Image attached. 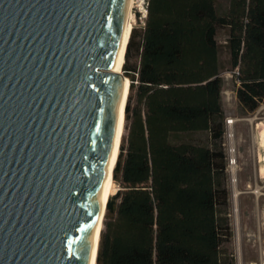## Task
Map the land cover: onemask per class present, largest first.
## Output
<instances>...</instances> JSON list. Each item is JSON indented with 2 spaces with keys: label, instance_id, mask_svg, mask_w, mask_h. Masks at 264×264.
<instances>
[{
  "label": "trees",
  "instance_id": "16d2710c",
  "mask_svg": "<svg viewBox=\"0 0 264 264\" xmlns=\"http://www.w3.org/2000/svg\"><path fill=\"white\" fill-rule=\"evenodd\" d=\"M123 69L130 80L124 132L96 264H234L222 146L223 79L216 34L226 27L236 98L264 105V0H146ZM135 46L137 63L127 68ZM207 131L209 141L180 139Z\"/></svg>",
  "mask_w": 264,
  "mask_h": 264
},
{
  "label": "water",
  "instance_id": "95a60500",
  "mask_svg": "<svg viewBox=\"0 0 264 264\" xmlns=\"http://www.w3.org/2000/svg\"><path fill=\"white\" fill-rule=\"evenodd\" d=\"M128 3L0 0V264L90 263Z\"/></svg>",
  "mask_w": 264,
  "mask_h": 264
},
{
  "label": "rangeland",
  "instance_id": "374dc122",
  "mask_svg": "<svg viewBox=\"0 0 264 264\" xmlns=\"http://www.w3.org/2000/svg\"><path fill=\"white\" fill-rule=\"evenodd\" d=\"M216 6L219 12L223 11L227 6V0H216ZM138 8L133 25V28H136L135 41L139 39L145 18L143 8L141 6ZM227 36L226 27L218 29L216 40L219 45V61L223 79L221 102L224 110V134L222 142H227L225 138L226 119L235 120L231 125L236 162L234 183L231 182L229 173L226 172L227 211L231 239L224 244V247L231 253L234 264H264V176L259 173V167L263 163L260 162L263 149L259 146L257 137L263 126H256L257 122H262L264 125V105L261 104L253 112H245L241 108L236 98L238 83L231 70L229 50L226 44ZM136 63L137 54L133 46L127 68H133ZM180 139L206 143L209 141V134L207 131L188 132L181 134ZM114 184L116 192L119 186L115 180Z\"/></svg>",
  "mask_w": 264,
  "mask_h": 264
},
{
  "label": "bare ground",
  "instance_id": "6f19581e",
  "mask_svg": "<svg viewBox=\"0 0 264 264\" xmlns=\"http://www.w3.org/2000/svg\"><path fill=\"white\" fill-rule=\"evenodd\" d=\"M138 5L139 7L141 6V4H138ZM134 21H135V14L132 11V0H129L125 22H124V26L122 30V36L120 38L116 61H115L114 69H113L115 72L120 73L122 75H124L123 63H124L126 45H127V42L130 36V32L133 28ZM129 85H130V80L127 76L124 75L123 97H122V103L120 107V116H119V122H118V130L116 134V142H115L114 151L112 154V159L109 165L108 173H107L104 186H103L102 201L100 205L99 214L96 220V227H95L91 250H90V263L89 264H95V257H96V253L98 250L100 231L102 229V224H101L103 220L102 215L104 214V211H105L106 200L108 199L110 195L115 193V190H116L114 179H113V166H114L113 164H114L116 157L118 156L119 146L121 143L122 134L124 132L125 119H124L123 108H124L125 98L129 92ZM234 121H235L234 119L230 120V122L232 123ZM260 125H262L263 127L258 132L257 137L259 139V146L263 149V153L260 155V162H263V163L259 167V173L261 176H264V125L262 122H257L256 126L258 127Z\"/></svg>",
  "mask_w": 264,
  "mask_h": 264
},
{
  "label": "built area",
  "instance_id": "2783aa9c",
  "mask_svg": "<svg viewBox=\"0 0 264 264\" xmlns=\"http://www.w3.org/2000/svg\"><path fill=\"white\" fill-rule=\"evenodd\" d=\"M141 4V7L143 8V13L144 16H146V0H132V11L136 12V9H139V5ZM231 118L226 119V125H227V130H226V139L227 142H222V145L224 146V151L226 155V172L229 173V177L232 183L235 182V148L232 144L233 140V132L231 131V125L232 122H230Z\"/></svg>",
  "mask_w": 264,
  "mask_h": 264
}]
</instances>
